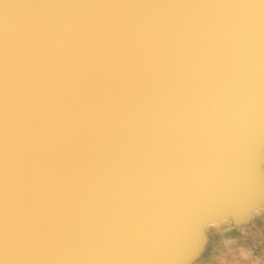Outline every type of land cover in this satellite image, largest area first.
Returning a JSON list of instances; mask_svg holds the SVG:
<instances>
[{
	"label": "water",
	"instance_id": "water-1",
	"mask_svg": "<svg viewBox=\"0 0 264 264\" xmlns=\"http://www.w3.org/2000/svg\"><path fill=\"white\" fill-rule=\"evenodd\" d=\"M264 205V0H0V264H198Z\"/></svg>",
	"mask_w": 264,
	"mask_h": 264
},
{
	"label": "rangeland",
	"instance_id": "rangeland-1",
	"mask_svg": "<svg viewBox=\"0 0 264 264\" xmlns=\"http://www.w3.org/2000/svg\"><path fill=\"white\" fill-rule=\"evenodd\" d=\"M255 220V225L247 232L234 227L212 229L209 232L211 241L198 264H264V209Z\"/></svg>",
	"mask_w": 264,
	"mask_h": 264
},
{
	"label": "bare ground",
	"instance_id": "bare-ground-1",
	"mask_svg": "<svg viewBox=\"0 0 264 264\" xmlns=\"http://www.w3.org/2000/svg\"><path fill=\"white\" fill-rule=\"evenodd\" d=\"M264 209V205L258 207L257 209H255L253 212V216L256 217L257 214L262 210ZM261 215V213H260ZM232 227V217L230 216H223L221 218H219L218 220H215V221H211L208 226L206 227V233L210 232L212 229H218V228H230L231 229ZM223 229L221 231H223ZM214 232V231H213ZM221 233V232H220ZM224 233V232H223ZM234 235V234H233ZM241 236V235H240ZM211 238V237H210ZM239 238V237H238ZM234 239V238H233ZM230 240L232 241V238H230ZM235 240H238V239H235ZM211 241V240H210ZM235 242V241H233ZM212 246V245H210ZM209 246V247H210ZM211 249V248H210ZM209 251V250H208ZM209 256V255H208ZM206 258V257H205ZM206 260V259H205ZM202 261V260H201ZM200 261V262H201ZM206 262V261H205ZM204 264V263H203Z\"/></svg>",
	"mask_w": 264,
	"mask_h": 264
}]
</instances>
